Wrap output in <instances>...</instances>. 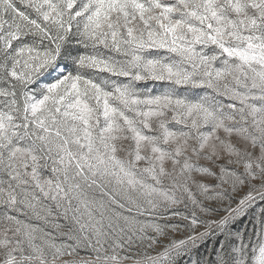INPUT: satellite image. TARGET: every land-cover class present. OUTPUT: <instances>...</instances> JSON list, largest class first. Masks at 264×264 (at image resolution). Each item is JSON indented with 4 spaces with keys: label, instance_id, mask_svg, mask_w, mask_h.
I'll use <instances>...</instances> for the list:
<instances>
[{
    "label": "snow or ice",
    "instance_id": "obj_1",
    "mask_svg": "<svg viewBox=\"0 0 264 264\" xmlns=\"http://www.w3.org/2000/svg\"><path fill=\"white\" fill-rule=\"evenodd\" d=\"M262 202L264 0H0V264H264Z\"/></svg>",
    "mask_w": 264,
    "mask_h": 264
},
{
    "label": "rangeland",
    "instance_id": "obj_2",
    "mask_svg": "<svg viewBox=\"0 0 264 264\" xmlns=\"http://www.w3.org/2000/svg\"><path fill=\"white\" fill-rule=\"evenodd\" d=\"M257 207H259V205H257ZM255 211H256V208L251 209L250 215L252 213H255ZM252 223L253 221L252 219L249 218V216H244V217H241L240 220L236 221V223L232 225V228L236 231H239L240 229H244L245 226L247 225V230H251ZM178 238H183V237H178ZM222 239H223V235H220L218 237L209 236L199 245V248L196 249L197 256L200 258H202L203 256H209V259H211L212 256H210L209 253H215L216 250L219 249L218 241ZM184 259L185 258H182V260L178 262V264H183ZM186 259H187V264H191V257H187Z\"/></svg>",
    "mask_w": 264,
    "mask_h": 264
}]
</instances>
